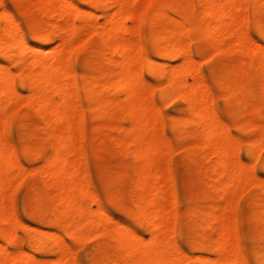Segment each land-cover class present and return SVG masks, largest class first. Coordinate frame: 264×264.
<instances>
[{
	"label": "bare ground",
	"instance_id": "bare-ground-1",
	"mask_svg": "<svg viewBox=\"0 0 264 264\" xmlns=\"http://www.w3.org/2000/svg\"><path fill=\"white\" fill-rule=\"evenodd\" d=\"M6 1L0 0V59L16 71L0 65V192L6 190L7 179L18 174L20 157L38 164L34 172L45 174L54 191L47 194L41 179L27 187L24 203L37 227L24 222L21 203L9 211L0 198V224H4L0 225V264H69V260L71 264H264V181L252 174V170L264 171V0H248L245 22H239L243 0H159L139 17L138 44L123 34L125 22L137 18L132 0H42L39 4L12 0L30 5L31 20L7 8ZM87 27L94 29L93 40L77 45V29ZM225 34L236 38L233 44L238 49L253 53L249 68L253 74L262 70L261 88L255 87L243 60L240 67L235 63L237 68L210 75L191 64L195 55L205 56L208 49L219 47ZM100 36L103 41L97 39ZM54 54L59 56L56 60L48 58ZM176 59L181 65L168 69ZM188 74L194 77L193 84L188 83ZM146 75L161 81L153 106L137 89ZM115 91L127 94L126 116L119 120ZM51 96H61L62 104ZM183 99L187 106L176 109ZM75 100L84 105L81 123L90 126L81 135L101 142L111 136L113 145L122 147L117 150L137 160L136 174L123 165L114 178L106 179V184L117 183L119 188L100 190L89 170L78 176L81 165L73 161L76 155H68L74 153L68 151L74 135L59 127L75 116ZM153 109L157 117L149 122L147 111ZM34 110L41 114L46 130L41 140L35 139ZM164 112L171 113L165 126L176 141L197 139L185 148L186 161L196 163L202 151L203 160L215 157L209 166L199 168L211 182H205L207 190L198 201L180 197L174 173L173 190L166 188L170 194L162 188L157 191L161 197H171L174 210L185 209L173 229L171 224L157 223L168 209H160L152 194L148 177L154 171L138 162L171 148L170 143L165 147L155 140L150 131ZM230 129L246 138L238 157L233 150L237 145L228 137ZM92 149L87 143L84 155L89 157ZM66 174L69 182L63 179ZM136 181L135 194L128 185ZM242 182L256 189L231 230L224 223L227 207L221 202L207 207L201 201H227ZM79 194L91 195L96 209L86 201L79 205ZM128 195L132 201H126ZM50 202L54 203L51 209ZM111 204L121 208L119 217L113 215ZM240 227L249 230L241 233ZM61 232L82 240L84 251H75ZM234 237L238 239L235 250ZM45 256L52 258L45 260Z\"/></svg>",
	"mask_w": 264,
	"mask_h": 264
},
{
	"label": "rangeland",
	"instance_id": "rangeland-1",
	"mask_svg": "<svg viewBox=\"0 0 264 264\" xmlns=\"http://www.w3.org/2000/svg\"><path fill=\"white\" fill-rule=\"evenodd\" d=\"M31 1V0H30ZM42 0H32V2L34 4H39ZM133 1V10L136 13V20L135 19H131V20H127L126 23V29L124 34L125 38H130V40L132 39V41L136 42L138 44V42L141 40V37L139 35V33L137 32V28L136 26L139 25L140 20L139 17L141 18L143 16V14L146 13L147 9L149 10L148 13L152 10V8L154 7V5L159 1V0H132ZM242 12L241 14V18H239V22H245V17L247 14H249L250 12V7H249V1L248 0H243L242 1ZM151 6V7H150ZM6 7L9 9H14L17 11V13L19 15H21L22 17L31 20L32 16H33V10L30 7V5L26 4V3H20V2H13L12 0H7L6 1ZM32 10V11H31ZM0 11H2V8H0ZM48 14V12H47ZM69 17L72 18L73 14H69ZM103 21V19H102ZM239 22H237L239 24ZM141 25V24H140ZM140 25L138 27V29L140 28ZM232 34V33H231ZM231 34H225L221 40V44L219 47L217 48H212V49H208L207 50V54L205 56H194L193 60L191 62L192 65H196L200 68L201 74H207L210 75L213 72H215V70H221L223 71L226 68H230L231 66L234 68H237V64L234 65L235 63H238V67H240L243 63V61L246 63L245 67L248 73V76H250L252 79H254V85L257 89L261 88V82L259 80V76L262 72V70L258 71L257 73L255 72L254 74L250 71L249 68V64L251 62V58L254 57L253 53L251 51L248 50H240L238 49L233 43L235 41V37ZM94 38V29L92 27H87V28H79L77 29V38L75 43L78 44H88L90 43ZM97 39L102 40L101 36L100 38L98 37ZM103 41V40H102ZM258 43H261L260 40H257ZM136 44V47H137ZM57 45V44H56ZM74 45V44H73ZM135 46V44H134ZM229 48V50H228ZM227 49V52H223V50ZM59 56H57L56 54L49 56V59H53L56 60ZM243 60V61H241ZM0 65L6 66L9 70H11L12 72H15L16 69L7 61V60H2L0 59ZM179 65H181V60L176 59L174 60L171 65L169 66L168 69H173L178 67ZM167 78H169V74H166ZM240 76V74H238ZM187 81L190 84L194 83V77L191 74L186 75ZM159 83H161L160 80L157 79H153L149 76H145V80L139 82L137 84V89L141 92L142 94V98L150 103L152 106L153 104L156 103V98L153 97V94L155 92V88L159 85ZM116 93V94H115ZM115 98L116 101L119 105V107L116 109V118L119 120L121 118H124L126 116V109H125V104L127 102V94L124 91H115ZM51 99L59 104H62V97L61 96H51ZM155 102V103H153ZM187 102L184 99L180 100V102L176 105V109H182L184 107L187 106ZM220 104V102H219ZM262 104L264 105V98L262 99ZM13 103L9 104V108L11 109ZM74 105V110L76 112L75 116L67 121H63L59 123V127L62 128L65 132L68 133V135H74V144H73V148L68 150L71 152H74L72 154H69L70 157H73L76 155V158L73 159V161L76 160V164L81 165V167L79 168L78 172H80L78 174L81 175V173L83 174L85 171L89 170L95 177L96 181L98 182V186L99 189L102 191H108L109 189H113V188H119V185L117 183H113V184H106L105 181L107 178H114V175L117 173L118 170H120V168L123 165H126L131 174H136L134 170V168H136V162L137 160H134V158H132L131 156H129L126 152V154L123 151V154L121 151L117 150L122 147H115L112 143V138L111 136H107L105 137L104 141H100L98 139L95 138H86L85 136L81 135L83 129L86 130H90V126L86 128V126H84L81 123V114L84 111V105L81 101H74L73 102ZM26 108H22V111H24ZM12 110V109H11ZM154 110V109H153ZM148 110L147 111V119L149 122H151V120H153V118H156L157 115H155V110ZM36 123H37V137L35 139L37 140H41L44 137H46V130L43 127V118L40 116L41 114L39 113V111H33ZM119 114V115H118ZM171 113L169 112H164L161 113L160 115H158V125L153 128L152 130H150L153 133V137L155 138V140H158L160 142H163L165 144V147L167 146V144H171V148L170 145L167 146V151L165 150L166 148H164L165 151H163L164 153L161 154L158 157H154V158H146L140 161H138L141 165L143 164V166L141 168H144V166L149 167L152 172L154 171V174L150 177H148L149 179V184L152 187V194H154V198L157 201V203H159V207L163 206L167 211L166 214L163 216H161V214H159L161 217L158 218L157 223H168L165 224L166 226L171 224L170 227L173 229L174 227V223L179 220V215L180 213H182L185 209H181V210H174L173 207V202H171L170 200L171 197H169L168 199V195H166V197H161L159 196L157 193V191L159 189H165L166 188H171L170 191L173 190L172 187V182L170 177L172 178V173H174L177 177L178 183H177V188L179 191V195L183 200H187V199H191L192 201H198L203 193L205 192V190H207V184L209 182H211L210 177L208 176H204L203 174H200L199 168H201L202 166H209V164L215 160V157L209 155L208 157L206 156V158L203 160L202 158H204V153L203 151L199 154V159L197 160V162H188L185 160V148H187L190 145H193L194 143L197 142V139L195 138H184L181 140H175L172 133L167 130L165 123L169 117ZM8 116L5 115L3 117V119L6 120ZM120 117V118H119ZM116 119V120H117ZM227 123H230L231 120H227ZM128 126L131 125V122L127 123ZM198 131H200L198 128ZM228 137L232 140V142H235V149H233L235 153V156L238 157L240 155H242L241 150L239 146L242 145V141L244 142V140L246 138H244V136H242L241 134H239L238 132H236L235 130L230 129L229 130V135ZM170 141V142H168ZM173 141V142H172ZM5 142L8 143V140L5 139ZM89 143L91 145V147H93L92 151L89 153V157L88 155H84V151L83 149L85 148V145ZM167 143V144H166ZM169 148V149H168ZM123 149H125L123 147ZM78 152L80 153H77ZM80 150V151H79ZM126 150V149H125ZM79 155H77V154ZM202 154V155H201ZM231 154H233L231 152ZM201 155V156H200ZM234 155V154H233ZM69 157V156H68ZM232 158H234V156H231ZM236 159V158H234ZM233 159V160H234ZM202 160V161H201ZM244 160V158H243ZM72 161V160H71ZM18 165L20 167L19 172L16 176L8 178L7 182V188L4 191L0 192V198H2L3 203L5 204V206H9L10 209L12 207V205H14L15 203H21V213L23 215L24 218V222L30 226H34L37 227V224L34 223V221L28 217L30 214V208L27 206L26 203H24V198L26 197V192H27V187L28 185H30L31 183H33L34 181L41 179L45 182V191L47 194L51 195L52 192L54 191L50 180L47 178V176L45 174H36L34 172L35 170V166L37 167L38 164L31 162L30 160H28L27 158H23L20 157L18 159ZM84 164L87 165V167H82L85 166ZM140 164L137 163V166H141ZM198 167V168H197ZM140 168V167H139ZM203 169L205 167H202ZM240 168V164L236 165V170H238ZM133 169V170H132ZM149 169V170H150ZM143 170V169H142ZM150 170V171H151ZM171 172V175L169 173V171ZM167 172V173H166ZM250 175L254 174L256 175L255 177L259 178L261 177L264 181V171L261 170H252V174L251 171L249 173ZM150 175V173H149ZM167 175V176H166ZM81 177V176H80ZM199 177V179H198ZM64 181L69 182L70 181V177H68V175L66 174L64 176ZM170 179V181H169ZM261 181V179H260ZM138 181H136L135 183H132L131 185H128V190L130 192V188L131 190H134V193L136 194V192H138L137 186H138ZM148 182V180H147ZM205 182H208L207 184ZM83 183V181H82ZM148 184V185H149ZM171 184V185H170ZM149 185V186H150ZM125 186H127L125 184ZM168 189H166L167 191L165 192V194L169 193ZM255 187L246 184L245 182H242L241 186H239L238 189L234 190L232 193H230V199L227 201H218L216 199V202L211 200L208 201H201V203L207 207H211L214 206V204H219L221 202L222 205H224L225 207H227V210L224 211V214L226 216V218L224 217V223L226 226H230L229 228H231V230H233L234 224L237 220H239L242 217V211H243V206L244 203L247 201V199L249 198V196L255 191ZM140 193V192H139ZM131 195V194H130ZM130 195H128L126 197V201H132L133 199H131ZM170 196V195H169ZM134 198V197H132ZM165 198V199H163ZM76 201L80 204H83L84 201L89 203V206L91 207V209H96V204L92 202V197L91 195H84V194H79L77 196ZM134 201H136V198L134 199ZM137 201H139L137 199ZM155 201V202H156ZM120 201L118 200L117 203H119ZM121 203V202H120ZM119 203V204H120ZM172 203V204H171ZM84 205V204H83ZM113 205V204H111ZM54 206L53 202L49 203V209H51ZM163 208V209H164ZM161 209V207H160ZM173 210V211H172ZM164 211V210H163ZM121 208L116 207V205H113L112 208V213L115 217H119L121 214ZM164 212V213H165ZM10 214V213H9ZM16 221V219H15ZM12 222H13V216H12ZM14 224H17L18 222H13ZM106 224H109L107 222H105ZM111 224V223H110ZM109 224V226H110ZM162 224V225H163ZM0 225H4V224H0ZM111 225H115L114 223ZM217 225H219L217 223ZM16 225H14L13 227H15ZM232 226V227H231ZM3 227V226H2ZM169 228V227H168ZM171 229H168V231H170ZM241 233H245L247 232L249 229L247 227H240L239 228ZM167 231V232H168ZM172 231V230H171ZM63 239H65V241L71 245V247L73 249H75V251H81L83 252L84 249L86 248V245L84 244V242L82 240H72L69 238V236L66 233H62ZM161 234V233H160ZM170 234V232L166 233V235ZM162 234V238L165 242L168 241L167 236ZM171 235V234H170ZM169 235V236H170ZM168 236V237H169ZM146 237H149V234H146ZM161 237V235H160ZM159 237V238H160ZM169 239H171V237H169ZM238 239H233V243L231 244L233 248V250H235V246L238 243L237 241ZM169 243V241H168ZM166 243V245L168 244ZM174 248V247H173ZM171 248V249H173ZM175 249V248H174ZM152 251L155 250V247L151 248ZM73 250V252H75ZM173 251V250H172ZM73 256V254L71 255ZM50 258H52L51 256H45V260H49ZM71 260H69V264Z\"/></svg>",
	"mask_w": 264,
	"mask_h": 264
}]
</instances>
